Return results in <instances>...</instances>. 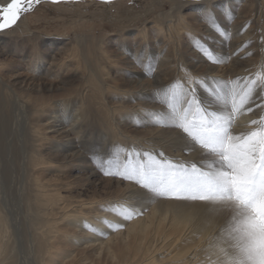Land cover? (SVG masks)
I'll use <instances>...</instances> for the list:
<instances>
[{"label":"bare ground","instance_id":"obj_1","mask_svg":"<svg viewBox=\"0 0 264 264\" xmlns=\"http://www.w3.org/2000/svg\"><path fill=\"white\" fill-rule=\"evenodd\" d=\"M170 1L173 3L167 11L160 12L152 21L144 22L137 29L132 49L122 45L124 40L115 42L118 46L122 45L120 61H130L129 64L136 66L138 62L141 68L137 75L140 80L131 82L135 84L132 87L128 84L130 89L122 91L124 95L117 97L116 106H112L113 96L104 97L100 102L101 94L98 93L107 91L109 83L105 80L110 81L111 77L109 71L103 72L108 66L101 38L76 36L70 41H45L44 36L30 31L24 17L0 33V58L18 56L16 60L0 59V264L60 263V244L65 240L63 237L71 234L60 227L59 219L55 217V207L63 199L60 194V197L55 194L58 185L43 178L48 164L57 163L56 168L59 166L64 171L76 162L82 163L85 167L80 168L86 172L88 184L103 175L95 162L97 158L106 162L119 156L121 163L136 164L147 160L143 153H151L156 158L185 165L195 163L205 169L209 164L218 165L216 157L179 130L165 126L168 123L166 119L160 125L156 124L162 116L167 117L169 111L164 97L155 93L178 79L183 81L186 71L194 78H208L209 85L213 87L216 81L253 78L264 71V0ZM8 2L0 0V4ZM210 13L215 14L226 35H218L211 29L208 21ZM189 18L199 19L195 21L196 27L209 36L200 40L206 41L211 50L214 49L212 51L219 58V64L210 62L201 54L194 46L196 40L191 41L190 46L183 45V32L192 37L197 33L195 28H190ZM155 43L156 53L153 51L149 56L147 52L139 59L137 55L142 48L147 45L145 48L151 51ZM28 44H33V48L27 56L24 46ZM70 50L71 55L67 54ZM49 58L50 66L46 68L44 62ZM92 60L94 65H91ZM9 61L14 62V66L27 63L31 76L16 77L15 80L7 78L5 69ZM141 61L156 65L154 76L143 74ZM141 77H151L152 80L147 78L148 82L144 83ZM86 83L94 86L84 87ZM244 83L242 80L241 84ZM196 91L202 106L209 113L227 115L230 112V104L216 99L213 93L204 88H196ZM221 91L226 95V90ZM97 93L99 97L93 96ZM95 102L96 106H93ZM70 105L75 117L71 124L59 129ZM261 105H264V91L257 90L245 109L234 114L233 134L247 133L255 128L251 121L264 115ZM132 127L142 129L137 130L139 136L127 134L130 133L128 128ZM12 138H16L18 143ZM26 145L30 148L26 162L30 170L29 189L19 198L23 203L18 208L20 210L21 206H25L30 230L24 244V258H21L22 245L16 240L20 238L17 236L19 228L11 225L8 219L11 217L10 201L5 198L2 189L4 163L1 158L5 150V153L11 154L16 146L24 152ZM108 148L111 154L106 152ZM106 181L111 191L104 197L95 193L93 197L80 199L76 205L64 201L62 204L65 205L59 206L65 211L61 220L72 217L68 216L69 208L77 209L73 210L77 216L71 220L76 223L75 232L79 226L83 227L80 231L82 239H90L92 229L103 233L93 234L94 239L90 240L88 249L96 251L94 259H89L90 256L84 258L83 255L81 259H76L74 256L69 261L63 259L61 264H258V257L264 260V223L258 225L255 219H251L253 215L228 195L220 196L212 203L175 201L155 197L135 182L119 176ZM129 206H135L142 214L130 221L117 214ZM196 217L199 219L193 223ZM225 218V224L237 229L244 238V244L234 245L238 246L233 251L238 254V261L233 260L235 255L229 256V250L222 246L226 244L223 237L225 230L221 229L222 226H219L220 229L214 226V221ZM116 225L123 227L116 228Z\"/></svg>","mask_w":264,"mask_h":264},{"label":"snow or ice","instance_id":"obj_2","mask_svg":"<svg viewBox=\"0 0 264 264\" xmlns=\"http://www.w3.org/2000/svg\"><path fill=\"white\" fill-rule=\"evenodd\" d=\"M40 2L41 0H9L6 4H0V31L14 26L22 14L30 12L33 5ZM52 2L60 3L61 0ZM102 2L111 3L112 0ZM208 21L211 29L218 35H226L214 13L208 15ZM194 46L210 62L220 63L206 41L201 42L197 39ZM141 64L146 75H155L156 65L145 64L143 61ZM242 80L245 81L243 85ZM196 88H204L213 93L216 99L230 104V112L227 115L209 113L202 106ZM221 89L226 90V95ZM257 90L264 91V71L253 78L240 77L231 81H216L214 87L209 85L208 78H194L186 71L183 81L178 79L155 93L164 97V103L169 111V115L162 116L156 124L160 125L161 121L166 119L168 123L165 126L179 130L201 149L216 157L218 165L209 164L205 169L195 163L185 165L156 158L151 153H143L147 160H140L136 164L121 163L119 156L106 162L97 158L95 161L97 167L104 175L119 176L133 181L158 198L212 203L221 195L233 196L251 209L254 214L251 219H255L259 225L264 221V115L259 120L251 121L255 126L253 130L239 135L233 134L232 131L234 114L245 109ZM261 110L264 112V105H261ZM117 214L130 221L141 215L142 211H138L135 206H129L122 208ZM104 223L113 227L108 221ZM85 227L89 225L85 224ZM92 231L100 232L98 229ZM100 234L103 235L102 232ZM258 264H264V260L258 257Z\"/></svg>","mask_w":264,"mask_h":264},{"label":"rangeland","instance_id":"obj_3","mask_svg":"<svg viewBox=\"0 0 264 264\" xmlns=\"http://www.w3.org/2000/svg\"><path fill=\"white\" fill-rule=\"evenodd\" d=\"M187 1H191V0H187ZM194 1L197 2L200 0H192V2ZM172 3L173 2H171L170 0H112L111 3H105V2H102V0H61L60 3H53L52 0H41L39 4L33 5L32 10L30 12L22 14L21 18L24 17L27 20L29 29L32 33L37 34L39 36H44V38H46L45 41H54V42H57L58 40L70 41L71 37L75 38L76 36H80V37L93 36L96 38H101L104 41L103 48L107 52L106 53L107 60L105 64L106 66H108L103 70V72L106 73L107 71H109L111 74V77L109 78L110 81L105 80L106 83H109V87L107 88V91L106 92L102 91L98 93L101 94L100 102H103L104 97H110L109 95H111L113 96V98L111 97L112 104H114L116 102L117 97L124 95V92L122 91L128 90V88L130 89L129 85L132 87L135 85L132 83H135L136 81L140 80V78L137 76L141 70L139 63L137 62V66H136L135 64H129L130 61L121 62L120 59L122 58V56H120V51H119L120 48L122 47V45L125 44V45H128L130 49H132V47H134L133 46L134 41H135L134 36H135V33L137 32V29L139 27H142L144 22L152 21L154 16H156L160 12L167 11L172 6ZM198 20H199L198 18L197 20L196 19L194 20L192 18L187 19V21L192 26L190 28L191 29L195 28V30H197V33L195 37H192V36H188L187 33L184 34L183 32L181 34L183 45L185 44L187 46H190L191 41L209 37L203 31V29L199 30L200 27H196L195 23ZM235 20L236 19L234 18L233 21ZM242 22L244 23V21ZM5 30H8V28ZM1 32L2 31H0V33ZM121 34H123V37H120ZM117 40L118 41L124 40L123 44L118 46V44H115ZM150 43L153 44V40H151ZM56 46L59 47V45H56ZM145 46L142 48V51L137 55L139 56V59H142L147 52L149 56L153 51H154L153 53H156L155 52V49L157 48L156 43H155V47H153V49L151 48V51H148L145 48ZM182 47L183 49L186 50L184 46ZM24 48L27 49L28 52H25V53L28 56V54L31 52L33 48V44L25 45ZM67 54L71 55L72 51L70 50L69 52H67ZM16 57L8 56L7 58V56H4V57H1L0 59L16 60ZM246 58L245 60H248ZM26 60L28 61V57L26 58ZM11 62L7 65V69H5V75L7 78H11L15 80L16 77H22L25 75L31 76L32 73L30 72L29 66L27 65V63H20L14 66V62L12 63ZM50 62H51V58L45 60L44 66L48 68L50 66ZM92 62L93 63L91 65H94L95 62L93 60ZM248 64L250 65L252 63H247V65ZM113 67H116V68H113ZM66 71L67 70H64L63 72H66ZM144 73L145 71L143 70V74ZM147 78L148 80H152L151 77H146V78L141 77V80L143 79V82L145 83L146 81L148 82ZM88 86L93 87L94 84L86 83V86L84 87H88ZM98 93L97 95L94 94L93 96L99 97ZM90 96H91L90 97V100H91L92 94ZM72 105H70L67 110L68 111L67 117L64 119V121H62L59 124V127H58L59 129L63 126L65 127L71 124L73 116L75 117V111L72 109L73 107ZM116 105L114 104L112 106H116ZM93 106H96V102L94 103ZM137 130H142V129L135 130V127L128 128V131L130 133L127 132V134L132 135V136H139L140 133H138ZM98 132L101 135H103V132L101 129H98ZM16 138H12V140L15 142ZM20 139L23 141V138H20ZM16 143L18 142L16 141ZM110 143L112 144V142ZM109 149L110 148H108L106 152L108 154L109 153L111 154V150ZM12 151H11L12 152L11 154H7L5 153L6 152L5 150L4 153L2 154L3 156L1 159H2V162L4 163V164L2 163L3 169H4V174L3 176H1V180L4 185L2 189L4 191L5 198H7V200L10 201L9 210L11 212V217H8V216L7 217L9 221L11 222V225H15L19 228L20 234L17 236H20V238L16 240H17V243L22 245V248H21L22 257L21 258H24L23 249L25 247L24 245L25 241L29 235L30 227H29V220L26 219L27 216L25 217V213H26L25 206L23 207L21 206L20 210L18 207L20 203H23L22 199H19V198L22 197L23 193L27 194V191L29 189L28 183L30 181V170L26 162H28L27 155H28V152L30 151V148H29V145H26L24 152H23L22 149L16 146L12 148ZM55 165H58V164L56 163ZM55 165H50V164L47 165L46 171L44 173L45 176L43 175V178L45 179V181H48L49 183H52L53 185L54 184L58 185L56 186L58 191H56L55 194H57V197H60L61 195L60 198L63 200L59 202L60 205L55 207V210H56L55 217L59 219L58 223L60 224V227L63 228L64 231L67 230L69 232V235L71 234L70 236L66 238L63 237L65 240H63L61 244L59 243L62 249L61 250L62 253L60 254V259H59L60 261L58 262H60L59 264H61V261H64L65 259L69 261L74 256L76 259H81L80 257H82V255L84 256V258H87L86 256H90L88 257L89 259H94L92 257H94V255L96 254L95 253L96 251L89 250L88 246H90V243H91L90 240L94 239V236L97 235L98 232H93V234L95 233L96 234L94 236L92 234V237L90 239H84V238L82 239V233L80 231H82L81 228L83 227L79 226L77 229V232H75L74 228H76L75 227L76 223L74 224V222L71 220L73 216H77V214L75 213L77 209L74 208L71 210V208H69L68 210H70L69 212L71 213L68 212V216L71 215L72 217L66 218L65 220L64 218H62L63 220H61L60 217H62L63 214H65L64 213L65 211H63V209H60L59 206L63 207L65 205V204L64 205L62 204L64 201L65 203L66 202L73 203L74 205H76L78 204L77 203L78 201H81L80 199H87L89 197H93L95 193L97 196L99 194V196L104 197L108 191H111L109 187L106 185L107 184L106 180L108 178L112 179L113 176L103 174L100 176V178L96 179L93 183L88 184L86 182V177H85L86 172L82 169L83 167H85L84 164L76 162V164L73 165L71 168L69 167L68 169L64 168V171L61 170L59 166L57 167L58 168L57 169ZM96 185L98 188H96ZM226 195L227 194L221 195V197H224ZM228 197L233 199L241 207L247 209L252 215H254L253 212L250 211L251 209L245 207V204L243 201H238L237 199L229 195ZM197 219L199 218L198 217L194 218L193 223H195ZM226 221H227L226 218L224 220L217 219L216 221H214L215 222L214 226L218 227V229H220L219 226H222L221 229L225 230L223 231L225 234L223 237L226 238V242H225L226 244H223L222 246L225 249L229 250V254H230L229 256L235 255L234 257L237 258L238 254L237 255L236 253L234 254L233 251L235 247L239 246V244H242V243L244 244V238H242L243 235L241 234V232L237 231V229L228 227L225 224L227 223ZM261 223H264V221H262ZM223 226L224 227L227 226V227L223 228ZM263 228H264V224H263ZM226 236L227 237L229 236L228 237L229 239H227ZM235 244H237L238 246L237 245L234 246ZM243 247H245V245ZM240 257H243V256H240ZM235 258H233V260L238 261V259H240V258H237V259Z\"/></svg>","mask_w":264,"mask_h":264}]
</instances>
